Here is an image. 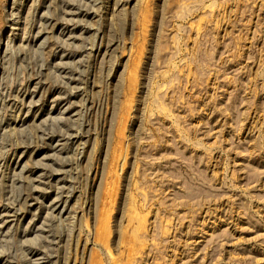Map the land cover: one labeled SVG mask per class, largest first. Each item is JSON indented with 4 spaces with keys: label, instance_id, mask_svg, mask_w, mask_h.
<instances>
[{
    "label": "rangeland",
    "instance_id": "1",
    "mask_svg": "<svg viewBox=\"0 0 264 264\" xmlns=\"http://www.w3.org/2000/svg\"><path fill=\"white\" fill-rule=\"evenodd\" d=\"M0 264H264V0H0Z\"/></svg>",
    "mask_w": 264,
    "mask_h": 264
}]
</instances>
